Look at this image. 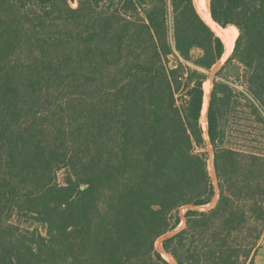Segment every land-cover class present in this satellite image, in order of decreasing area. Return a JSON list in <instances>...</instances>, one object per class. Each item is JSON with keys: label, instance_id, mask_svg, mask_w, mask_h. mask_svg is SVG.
Returning <instances> with one entry per match:
<instances>
[{"label": "trees", "instance_id": "16d2710c", "mask_svg": "<svg viewBox=\"0 0 264 264\" xmlns=\"http://www.w3.org/2000/svg\"><path fill=\"white\" fill-rule=\"evenodd\" d=\"M210 10L239 36L207 112L220 198L199 210L225 43L196 0H0V264H171L156 242L183 218L163 241L177 264H254L264 152L227 144L225 122L240 105L264 126V0Z\"/></svg>", "mask_w": 264, "mask_h": 264}, {"label": "rangeland", "instance_id": "374dc122", "mask_svg": "<svg viewBox=\"0 0 264 264\" xmlns=\"http://www.w3.org/2000/svg\"><path fill=\"white\" fill-rule=\"evenodd\" d=\"M71 5H72V7H77L76 2L71 3ZM214 31H216V30L214 29ZM216 33L218 34L217 31H216ZM194 53H197V52H194ZM226 60L227 59H225L224 61H221V63H220V61H218L214 65V67L209 72H207L208 73V80L207 81H212V84H213L218 70L226 63ZM243 72H244L243 68H241V67L239 68L238 65L235 64V62H234V64H231L228 67V69H226V71H225L226 75L228 76L227 80L234 87H236L237 90H240V91H246V85L242 81V78H241V75L243 74ZM237 73H239V76H237ZM238 107H239L240 111H242V112L237 114L238 110H235L236 112L233 111V113L229 116V119H227V121L225 122L226 123L227 136H228L227 144H229V145L231 144V145L235 146L236 143H240L241 145H244L246 143H251V144H246V145H249V147H255V149H257V151L264 152V126H263V124L259 121H256L254 123V127H251L250 122L247 121L248 109L244 108V107L240 108L241 107L240 105ZM202 127L204 129V134H205L206 143H207L205 148L203 149V151H206L207 155H208L209 175H210V177L213 181V184L215 186L216 194L213 197V199L209 205L202 206V207H196L199 210H204V209H208L212 206H215L217 204L219 198H220L219 181H218V177H217V173H216L215 165H214V150H213V147L209 141L208 136H206L207 130H205L203 125H202ZM207 127H208V121H207ZM237 147H240V146H237ZM249 147H247V148H249ZM210 160L213 161L214 173H212V171H211ZM64 177H65L64 170H61L59 172V175H58L60 182H63ZM186 210H187V207L182 208V210H181L182 216H184ZM14 221H17V218H15ZM20 223L22 224V226L38 227L39 230H41L42 232H45L44 225H42V224H40L34 220L23 218V220H21ZM182 224L185 225V219L184 218L182 220L181 225ZM184 225H183V227H184ZM183 227H180V229ZM180 229L177 228L176 230L171 231V232L167 233L166 235L162 236L160 239H158L156 242V248L161 253H162L161 250L165 251L163 248L164 239L175 234ZM262 245L264 246V237H263V240L261 243V246ZM170 263L174 264L172 262H170ZM175 264H177L176 260H175Z\"/></svg>", "mask_w": 264, "mask_h": 264}, {"label": "bare ground", "instance_id": "6f19581e", "mask_svg": "<svg viewBox=\"0 0 264 264\" xmlns=\"http://www.w3.org/2000/svg\"><path fill=\"white\" fill-rule=\"evenodd\" d=\"M196 5H197V8H198L201 16L203 17V19L213 29H215L218 32V34L222 37V39L225 42L226 52H225L223 58L220 60V63H221V61H224L225 59H227L231 55V53L234 49L236 40L239 36V30L233 25H230L228 27H222L217 22H215L213 20L212 15H211V10H210V0H196ZM212 87H213L212 81H207L205 83L204 111H203V114L201 117V123L204 126L205 130H207V112H208ZM206 136H207V134H206ZM210 166H211L212 173H214L212 160H210ZM183 225L184 224H182L180 227H183ZM180 227L178 229H180ZM161 251L164 254L165 258L168 259V261L175 264V259L172 256H170L167 252H165L163 250H161Z\"/></svg>", "mask_w": 264, "mask_h": 264}, {"label": "crops", "instance_id": "0c3cea01", "mask_svg": "<svg viewBox=\"0 0 264 264\" xmlns=\"http://www.w3.org/2000/svg\"><path fill=\"white\" fill-rule=\"evenodd\" d=\"M262 240H263V238H262ZM261 243H262V241H261ZM254 264H264V246L263 245L259 248V250L255 256Z\"/></svg>", "mask_w": 264, "mask_h": 264}, {"label": "water", "instance_id": "95a60500", "mask_svg": "<svg viewBox=\"0 0 264 264\" xmlns=\"http://www.w3.org/2000/svg\"><path fill=\"white\" fill-rule=\"evenodd\" d=\"M220 26H221V25H220ZM216 34H217V33H216ZM219 36H220V35H219ZM220 37H221V36H220ZM221 38H222V37H221ZM223 41H224V40H223ZM224 43H225V42H224ZM234 48H235V46H234ZM233 51H234V49H233ZM233 51H232V53H233ZM225 52H226V45H225ZM232 53H231V54H232ZM224 54H225V53H224ZM229 57H230V56H229ZM229 57H228V58H229ZM228 58H227V59H228ZM207 131H208V127H207ZM207 136H208V134H207ZM169 255H170V254H169ZM172 257H173V256H172ZM173 258H174V257H173Z\"/></svg>", "mask_w": 264, "mask_h": 264}]
</instances>
